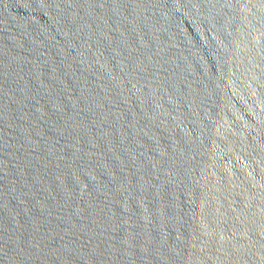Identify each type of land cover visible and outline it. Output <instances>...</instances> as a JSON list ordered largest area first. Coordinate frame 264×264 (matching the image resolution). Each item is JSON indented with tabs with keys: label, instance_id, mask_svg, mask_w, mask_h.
<instances>
[{
	"label": "water",
	"instance_id": "obj_1",
	"mask_svg": "<svg viewBox=\"0 0 264 264\" xmlns=\"http://www.w3.org/2000/svg\"><path fill=\"white\" fill-rule=\"evenodd\" d=\"M0 264H264V0H0Z\"/></svg>",
	"mask_w": 264,
	"mask_h": 264
}]
</instances>
